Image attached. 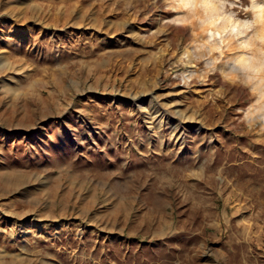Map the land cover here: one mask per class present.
Wrapping results in <instances>:
<instances>
[{"label":"rangeland","instance_id":"1","mask_svg":"<svg viewBox=\"0 0 264 264\" xmlns=\"http://www.w3.org/2000/svg\"><path fill=\"white\" fill-rule=\"evenodd\" d=\"M173 15L0 0V264H264V131Z\"/></svg>","mask_w":264,"mask_h":264},{"label":"clouds","instance_id":"2","mask_svg":"<svg viewBox=\"0 0 264 264\" xmlns=\"http://www.w3.org/2000/svg\"><path fill=\"white\" fill-rule=\"evenodd\" d=\"M174 13L166 23L195 35L181 64L239 86L251 98L240 122L264 131V0H163ZM226 65V66H225ZM193 76V79H196Z\"/></svg>","mask_w":264,"mask_h":264},{"label":"crops","instance_id":"3","mask_svg":"<svg viewBox=\"0 0 264 264\" xmlns=\"http://www.w3.org/2000/svg\"><path fill=\"white\" fill-rule=\"evenodd\" d=\"M57 148V147H56Z\"/></svg>","mask_w":264,"mask_h":264}]
</instances>
